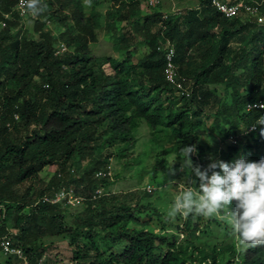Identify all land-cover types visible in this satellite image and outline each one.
Wrapping results in <instances>:
<instances>
[{"label":"trees","instance_id":"obj_1","mask_svg":"<svg viewBox=\"0 0 264 264\" xmlns=\"http://www.w3.org/2000/svg\"><path fill=\"white\" fill-rule=\"evenodd\" d=\"M242 1L259 4L264 15V0ZM16 3L0 2V21L9 16L0 29V242L9 239L29 264H62L45 258L51 239L67 242L66 264H264V245L243 246L229 220L223 245L199 247L198 237L223 220L193 212L168 223L142 202L152 192L111 193L118 177H95L112 158L123 172L139 163L143 124L152 158L144 174L155 187L160 178L199 187L180 151L185 146L196 145L190 159L201 169L213 157L264 159V126L247 133L264 109L246 111L249 103H264V23L226 19L211 0L177 14L143 0H42L47 11L29 33L13 11ZM99 30L109 34L117 58L93 54ZM166 40L188 96L164 79L157 48ZM60 44L67 51L56 54ZM207 132L218 140L213 150L203 139ZM233 135L235 145L228 142ZM63 187L83 198L79 210L43 200ZM0 257V264H23L1 248Z\"/></svg>","mask_w":264,"mask_h":264},{"label":"clouds","instance_id":"obj_2","mask_svg":"<svg viewBox=\"0 0 264 264\" xmlns=\"http://www.w3.org/2000/svg\"><path fill=\"white\" fill-rule=\"evenodd\" d=\"M21 3L33 18L47 11L42 0H21ZM257 126H264V116L257 119L252 129ZM260 135L264 137V127L260 128ZM180 151L185 156L187 167L199 181V187H195V180L189 186L179 184L180 195L175 199L170 214L194 212L211 217L223 210L230 220L232 233L243 246L264 245V159L251 162L242 157L231 163L214 160L207 168L201 169L193 167L190 159L196 152V145L185 146ZM234 201L233 211L230 206Z\"/></svg>","mask_w":264,"mask_h":264},{"label":"rangeland","instance_id":"obj_3","mask_svg":"<svg viewBox=\"0 0 264 264\" xmlns=\"http://www.w3.org/2000/svg\"><path fill=\"white\" fill-rule=\"evenodd\" d=\"M196 0H178L177 2H172V0H163L161 2V7L163 12H172V11H182L184 8H189L195 4ZM108 4L104 3L99 10L104 12L108 8ZM30 18H26L23 21V26L26 31L29 33L32 32L33 26V17L29 16ZM98 41L92 46V52L96 56H111L117 58L119 56L118 53L114 52L113 50V43L110 39L109 34L105 32V30L98 31ZM138 51L140 54H145L147 52L146 47H138ZM107 73H111L110 70L107 69ZM206 127L208 128L210 122H206ZM140 144L137 147L136 154H139V163L131 166L129 171L123 172V167L120 161H117L115 158H112L109 162V166L111 168L112 178L114 179L115 176L118 177L113 180V182L108 186L107 191L109 190L111 193H125V192H142L143 189L147 185H151L150 182V175L147 176L144 174L147 172V168L152 163L151 158V145L149 143V134L148 128L145 124L140 127ZM205 135H208L206 138ZM210 138L209 132L203 134V139L206 141L207 145L211 147V150L215 149L218 145V140L216 137L212 136ZM135 154V155H136ZM213 160H217V158L213 157ZM54 169H48L41 173V177L45 178L49 176V174L53 173ZM143 173V176L142 174ZM192 181V180H191ZM191 181H175L173 184L167 180L162 178L159 179V187L153 186L154 191L152 192V197L142 200L143 203L151 202L156 208H158L168 220V223H177L176 219L181 218L183 219L186 214L183 212L176 213L175 215L170 214L172 212V205L174 204L175 199L180 195V188L179 184H185L186 186L190 185ZM80 204L73 206L71 212L80 209ZM209 219H217L223 220L220 222L222 226L217 227L215 224H210V234L201 235L196 240V245L199 247H204L206 245H213L215 242L220 243L221 245L224 244V223H229V218L224 215H213L211 217L206 216ZM230 221V220H229ZM231 224V223H230ZM230 227V226H229ZM50 245L48 244V249L45 254V258L50 261L51 263H62L66 264L70 261L71 258V249L69 248L66 241L61 239H51ZM48 243V242H47ZM2 257H0V261H2Z\"/></svg>","mask_w":264,"mask_h":264},{"label":"built area","instance_id":"obj_4","mask_svg":"<svg viewBox=\"0 0 264 264\" xmlns=\"http://www.w3.org/2000/svg\"><path fill=\"white\" fill-rule=\"evenodd\" d=\"M163 0H143V4L146 7H157L161 4ZM1 2V0H0ZM211 7L215 9L217 13H219L222 17L226 19H233L239 16H245L250 19H254L258 24L264 23V15L260 10L259 4H251L245 1H238L235 3H229L225 0H211ZM18 17L24 21L30 15L27 13L25 8L23 7L21 0H17L15 8L13 10ZM179 11H172V14H177ZM167 15L163 16V19H166ZM5 20L0 21V29L6 26V20L9 19V16L4 17ZM157 50L161 51L164 54L165 59V67L163 71V76L165 81L170 84L175 90L176 93L180 96H188V91L184 88L183 83L184 80L180 79L177 73V67L174 64L175 51L173 45L169 41H165L162 45H160ZM67 51L65 45L60 44L56 54H61ZM253 105L254 107H251ZM264 103L262 101H256L247 104L246 111L253 110H263ZM256 130V129H255ZM252 129V126L247 130V133L255 131ZM228 142L231 145L237 144V136H230ZM73 172V171H71ZM60 176V175H58ZM111 168L107 167L106 171H98L95 173L96 178H111ZM145 191L147 193H151L154 191V188L150 185L145 187ZM102 194V190H97L95 192V196H100ZM94 196V198H95ZM44 201H47L51 204H61L67 207H73L80 202L83 201V198L77 195L72 187H63L57 190L50 197H44ZM1 254L3 256H16L18 259L22 260L23 264H29L26 257L23 255V252L16 247H13L11 241L7 238H3L0 242Z\"/></svg>","mask_w":264,"mask_h":264}]
</instances>
